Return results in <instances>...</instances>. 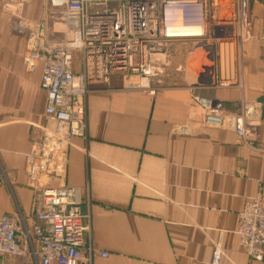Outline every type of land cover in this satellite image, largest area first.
Returning a JSON list of instances; mask_svg holds the SVG:
<instances>
[{"label": "crops", "instance_id": "0c3cea01", "mask_svg": "<svg viewBox=\"0 0 264 264\" xmlns=\"http://www.w3.org/2000/svg\"><path fill=\"white\" fill-rule=\"evenodd\" d=\"M53 2L0 0V214L19 215L28 226L36 184L72 186L81 210L90 213L91 264H212L216 246L217 264H264L243 251L235 233L245 201L264 198V0H246L251 35L228 59L193 38L192 52L172 54L181 41L175 40L157 68L192 54L187 76L182 68V75L162 85L151 81L149 89L115 79L90 84L86 139L73 137L63 161L56 152L49 164L52 175L31 183L27 156L50 121L39 72L25 69L22 55L41 20L48 41L61 40L75 25L64 17L65 4L57 10ZM184 23L199 24L192 17ZM80 65L75 51L73 70ZM225 79L230 83H218ZM192 94L219 101L229 117L244 115L254 125L249 143L230 119L204 125ZM22 261L0 255V264Z\"/></svg>", "mask_w": 264, "mask_h": 264}, {"label": "built area", "instance_id": "2783aa9c", "mask_svg": "<svg viewBox=\"0 0 264 264\" xmlns=\"http://www.w3.org/2000/svg\"><path fill=\"white\" fill-rule=\"evenodd\" d=\"M65 16L75 21L68 40L48 41L44 22L31 30L33 40L22 63L28 71L39 72V87L45 92L44 113L50 124L42 125L41 141L27 156L26 174L37 183L41 174L51 176L48 166L66 157L71 139H86L87 93L92 83L109 84L115 79L122 86L149 89L156 62H161L167 47L177 38L170 37L167 26L180 21H197L202 35L200 43L214 45L219 59L248 40L251 23L246 0H232L226 17L218 21L230 29L229 35L203 37L204 21L216 0H63ZM183 21V25L185 24ZM221 27H217L219 32ZM80 54L79 71L72 68L73 53ZM136 79L131 82L130 79ZM146 85L142 86V82ZM219 81V80H218ZM230 83L228 79L218 82ZM192 103L203 111L202 122L218 127L224 119L233 122V129L248 144L254 125L246 123L241 113L226 114L219 101L191 95ZM181 127L180 131H185ZM57 152V153H56ZM32 200L33 222L25 225L16 214H0V255L23 259L21 264H91L94 249L85 238L90 233V213L81 210L79 189L72 186L36 184ZM243 251L252 259L264 262V198L245 201L236 227ZM105 256V253H100ZM219 248L215 247L212 264H217Z\"/></svg>", "mask_w": 264, "mask_h": 264}, {"label": "rangeland", "instance_id": "374dc122", "mask_svg": "<svg viewBox=\"0 0 264 264\" xmlns=\"http://www.w3.org/2000/svg\"><path fill=\"white\" fill-rule=\"evenodd\" d=\"M231 2H232V0H217L216 1L217 7L215 8V10L214 11L213 10H209L208 11V13H207V15L205 17V21H204V30H205V32L203 33V37L205 39L209 38L207 43L214 41L212 37H215V36H218V35H229L230 34V29L227 26L221 27L218 24V21H220L224 17H226V14L228 13V10L232 8ZM52 7L55 8V9H60V8L54 7L53 5H52ZM217 27H221L222 31L219 32L217 30ZM69 36H70V33L67 36L63 37V38H68ZM175 37H178L177 40H181V41H179L180 43H176L175 47L174 46L171 47V50H172L171 53L172 54L182 55V54H189V52H192V42H191V40L194 37H183V36H175ZM184 39H186L185 40L186 43L182 42V40H184ZM49 41H53V40H49ZM202 47H208V49H210L208 44L206 46L202 45ZM214 47L215 46L213 45V48ZM175 48H176V51L174 52L173 50ZM168 60H169V62L167 63L165 68L162 69V71L160 69L161 67L157 68L158 67L157 65L154 66L152 77H155L156 79H154V80L152 79V83L158 84V85L159 84L162 85L165 82V80L170 75H173L174 77L182 75L181 74L182 68H184L186 70V72L184 73L186 76L190 72H192V54L190 56H184V57H181V58L180 57H171V58H168ZM161 62H156V64L161 63ZM157 69H160V71H158ZM159 73H161L160 76H159ZM130 81L131 82H134V81L136 82V79L131 78ZM143 85H146L144 81L142 82V86ZM235 233H236V229H235Z\"/></svg>", "mask_w": 264, "mask_h": 264}, {"label": "bare ground", "instance_id": "6f19581e", "mask_svg": "<svg viewBox=\"0 0 264 264\" xmlns=\"http://www.w3.org/2000/svg\"><path fill=\"white\" fill-rule=\"evenodd\" d=\"M53 1L54 2L51 3V4L54 7L60 8L58 3L60 1H63V0H53ZM24 25H26V24H24ZM166 29H167V33L169 34V36L170 37H174V38H178V37H175V36L198 37V36L202 35V27L201 26H199V25H183V24L180 23V21L177 22L174 25L167 26ZM73 30H74V28L71 29L70 34H72ZM61 40H68V38H62Z\"/></svg>", "mask_w": 264, "mask_h": 264}]
</instances>
